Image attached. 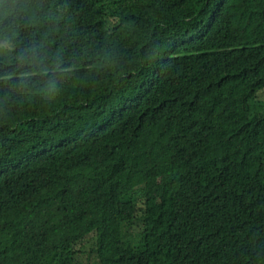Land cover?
Instances as JSON below:
<instances>
[{
    "label": "trees",
    "instance_id": "1",
    "mask_svg": "<svg viewBox=\"0 0 264 264\" xmlns=\"http://www.w3.org/2000/svg\"><path fill=\"white\" fill-rule=\"evenodd\" d=\"M262 90L264 0H0V264H264Z\"/></svg>",
    "mask_w": 264,
    "mask_h": 264
},
{
    "label": "rangeland",
    "instance_id": "2",
    "mask_svg": "<svg viewBox=\"0 0 264 264\" xmlns=\"http://www.w3.org/2000/svg\"><path fill=\"white\" fill-rule=\"evenodd\" d=\"M256 112L264 114V90L257 93V95L249 103V114L253 115ZM135 237L132 236V233L127 232L124 240L132 243L136 240Z\"/></svg>",
    "mask_w": 264,
    "mask_h": 264
}]
</instances>
